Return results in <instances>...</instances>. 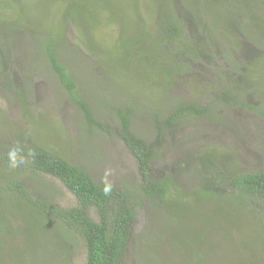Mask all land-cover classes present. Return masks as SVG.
Instances as JSON below:
<instances>
[{
  "label": "rangeland",
  "instance_id": "obj_1",
  "mask_svg": "<svg viewBox=\"0 0 264 264\" xmlns=\"http://www.w3.org/2000/svg\"><path fill=\"white\" fill-rule=\"evenodd\" d=\"M191 1L196 14L187 10L188 0H173L171 12L187 21L183 36L198 53L184 59L187 64L179 65L167 84L165 72L170 71L155 63L162 60L164 42L165 53L176 47L161 36L163 17L171 15L164 9L169 0H120V9L118 0H0L3 264H85L80 234L31 204L70 209L76 198L59 180L32 170L31 161L17 152L36 142L60 151L97 182L138 190L143 181L139 163L117 133L122 129L117 108L129 115L132 133L153 147L154 180L170 176L178 187L175 193L192 197L191 188L204 182L200 172L209 166L205 160L228 174L264 169V0ZM105 7H114L129 26L121 17H96L95 24L102 22L106 32L92 33L87 14ZM74 13L81 22L70 15ZM80 33L102 53L89 49ZM51 38L101 131L91 135L81 127L84 116L41 58L36 39ZM186 104L208 107L209 115L182 119L158 134L154 116L162 119ZM12 181L24 186L28 196L21 199L16 190L7 189ZM137 194L143 206L134 205L137 218L122 264H264V249L260 242L254 246L264 238V205L259 202L248 212L232 206L228 219L223 208L211 221L199 222L188 198L181 196L182 203L161 207V212L149 210ZM230 194L225 190L224 195ZM90 213L96 217L95 211Z\"/></svg>",
  "mask_w": 264,
  "mask_h": 264
},
{
  "label": "trees",
  "instance_id": "obj_2",
  "mask_svg": "<svg viewBox=\"0 0 264 264\" xmlns=\"http://www.w3.org/2000/svg\"><path fill=\"white\" fill-rule=\"evenodd\" d=\"M77 2L89 4L88 0H77ZM188 2L189 3L186 4V7L188 6L187 10L192 12L193 10L190 9V4L193 1L188 0ZM168 4L169 7L166 9L164 6V9L166 13H170L171 15L167 14L163 17L165 19L163 20L161 28L164 36H161L163 39H167L166 41L171 44H176V47L174 50L168 49L165 53V49H167L165 46L167 45L166 42H164L161 46L162 48L159 49L164 52V54H161L162 60L155 64L161 71H165V69L170 71L169 73L165 72V80L167 84H171L170 79L174 76L172 75L173 72L179 68V65L183 63L187 64V62H182L184 59L186 60L188 58L191 60L195 58V53H198V51L195 49L194 45L183 36L184 30L186 29L184 27L188 24L187 21L179 19V14L177 12H171L173 0H169ZM116 5L118 9H120V7L122 8L120 0H118V4ZM114 7L102 8L99 13L95 12L94 14H92L90 10V13L87 14L90 22V27L88 26V28H92L91 32L96 34V36L106 32L103 30V32L101 31L102 28L105 29V25L102 22L98 21L99 25L95 24L94 20H96V17L110 21H118L121 17L122 24L126 22L124 17L119 16V14L115 12ZM194 13L196 14V12H192V14ZM70 15L73 18H77L78 16V19L74 20L81 22L77 13ZM101 24L102 26H100ZM125 26L128 27L129 25L125 23ZM31 28L32 27H28V29ZM80 37L83 39L82 42H84L89 49L97 50L95 53L99 55L102 53L101 48L97 47L98 44H96L95 41H90L83 33H80ZM92 38L97 40L95 36H92ZM144 38L143 34L141 40ZM56 40L57 39H55V41ZM36 41L38 47L42 49L41 58L46 60V64H48L47 67H49L50 72L56 76V81L60 88L70 97L72 105L84 116L81 127L87 130L91 135L96 131H101V124L93 118L88 105L77 94L78 82L76 78L72 77L67 66L60 62V57L54 48V38H51L50 41H44L43 39H36ZM58 43L61 45L59 38ZM154 56L159 57L160 55ZM177 59L179 62L174 61ZM101 63V65L99 64V68H101L103 70L102 73H104L107 71L105 70V63H103V61H101ZM168 65L171 66L168 68ZM110 72L113 73V69ZM153 76H155V74ZM123 79L126 80L124 77ZM114 81L116 82L117 78ZM143 86L147 89L145 85ZM22 95L24 94L22 93ZM116 111L118 121L122 128L118 130L117 133L139 163L143 181L140 183L138 190H134L132 187L120 189L117 186L97 182L85 168L71 162L60 151L50 149L36 142L21 147L19 149L20 151L17 152L31 161L29 166L32 170L48 174L59 180L76 198L77 205L70 209H63L42 201L32 202L31 204H33L41 214L57 219L71 230L80 234L86 251L85 264L123 263L127 244L137 218L135 206H143L141 202L136 200L138 197L137 192L139 191L143 195V198H145V202L148 203L149 210L152 211L155 209L161 210L162 212L161 207L174 204L175 202L182 203L183 199L187 201L188 198V202H191L189 206L196 207V210H193V219L199 222L202 220L209 221L214 214L216 217V211L223 208L227 209L226 212L228 213L224 216L228 219L233 209L242 207L243 210H247L248 212V207L255 201L264 205V169L241 174H228L216 169L212 160H205L207 165L211 166V168L206 166V171L200 172L205 179L201 185H195L193 186L194 188H191L193 193L192 197L184 196V193H175L178 187L173 184L170 176L162 180H154V174L151 169V161L154 157L153 147L145 142V140L136 137L132 133L128 114L121 113L119 108H117ZM160 113L161 111L158 115H160ZM208 115V107L203 108L195 104H186L176 107V109L162 119H159L157 115H155L153 119L155 121L156 132L158 134H163L165 130L173 129L182 119L192 116L206 117ZM88 138L89 136L87 135L86 140H88ZM82 146L88 147V143L84 142ZM190 159L195 161L196 158L190 156ZM6 188L16 190L21 199L28 196L25 187L19 183L16 184L13 183V181L9 182ZM106 188L109 189L108 192H105ZM225 190H229L231 194L229 196L224 195ZM181 196L183 199L178 201ZM232 206H235V208L230 211ZM90 211H95L96 217H93ZM203 223L213 224V222ZM3 233L4 218L2 216L0 198V264H3ZM261 236L263 237V234ZM262 243H264V238H257V240L254 241V246L257 244L262 250L264 249V244L262 245ZM194 255L197 254L194 252L193 256Z\"/></svg>",
  "mask_w": 264,
  "mask_h": 264
},
{
  "label": "clouds",
  "instance_id": "obj_3",
  "mask_svg": "<svg viewBox=\"0 0 264 264\" xmlns=\"http://www.w3.org/2000/svg\"><path fill=\"white\" fill-rule=\"evenodd\" d=\"M108 191H109V189H108V188H106V189H105V192H108Z\"/></svg>",
  "mask_w": 264,
  "mask_h": 264
}]
</instances>
